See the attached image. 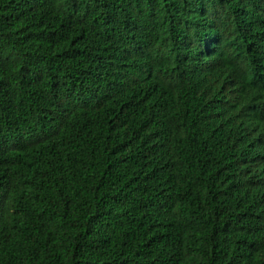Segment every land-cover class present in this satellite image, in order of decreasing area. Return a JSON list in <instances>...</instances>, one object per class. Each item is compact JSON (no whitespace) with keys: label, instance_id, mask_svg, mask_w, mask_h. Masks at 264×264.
<instances>
[{"label":"trees","instance_id":"obj_1","mask_svg":"<svg viewBox=\"0 0 264 264\" xmlns=\"http://www.w3.org/2000/svg\"><path fill=\"white\" fill-rule=\"evenodd\" d=\"M0 264H264V0H0Z\"/></svg>","mask_w":264,"mask_h":264},{"label":"bare ground","instance_id":"obj_2","mask_svg":"<svg viewBox=\"0 0 264 264\" xmlns=\"http://www.w3.org/2000/svg\"><path fill=\"white\" fill-rule=\"evenodd\" d=\"M39 45V44H38Z\"/></svg>","mask_w":264,"mask_h":264}]
</instances>
